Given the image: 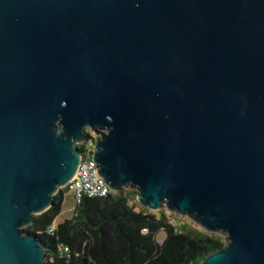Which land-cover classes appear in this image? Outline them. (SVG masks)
Listing matches in <instances>:
<instances>
[{
	"label": "water",
	"instance_id": "1",
	"mask_svg": "<svg viewBox=\"0 0 264 264\" xmlns=\"http://www.w3.org/2000/svg\"><path fill=\"white\" fill-rule=\"evenodd\" d=\"M87 127L112 192L224 235L198 264H264V0H0V264H44Z\"/></svg>",
	"mask_w": 264,
	"mask_h": 264
},
{
	"label": "trees",
	"instance_id": "2",
	"mask_svg": "<svg viewBox=\"0 0 264 264\" xmlns=\"http://www.w3.org/2000/svg\"><path fill=\"white\" fill-rule=\"evenodd\" d=\"M84 136L77 145L81 154L98 139L88 131ZM65 193L67 188H61L51 206L24 227L43 244L44 264H198L225 244L220 234L205 232L185 217L172 221L164 208L150 212L135 202L136 190L122 188L74 202L72 217L54 225ZM159 231L165 233L161 242Z\"/></svg>",
	"mask_w": 264,
	"mask_h": 264
},
{
	"label": "built area",
	"instance_id": "3",
	"mask_svg": "<svg viewBox=\"0 0 264 264\" xmlns=\"http://www.w3.org/2000/svg\"><path fill=\"white\" fill-rule=\"evenodd\" d=\"M93 151L92 143L91 149L81 154L76 172L64 186L76 204L80 203L84 198L103 197L112 192L97 171L96 161L92 158ZM53 229V226H49L47 231L52 232ZM63 252H68V248L64 247Z\"/></svg>",
	"mask_w": 264,
	"mask_h": 264
},
{
	"label": "rangeland",
	"instance_id": "4",
	"mask_svg": "<svg viewBox=\"0 0 264 264\" xmlns=\"http://www.w3.org/2000/svg\"><path fill=\"white\" fill-rule=\"evenodd\" d=\"M85 131H88L92 136L96 137L97 135L90 129V128H85ZM61 189V188H60ZM58 189V191L60 190ZM122 189L124 190H136L134 187H131L129 185H126L124 187H122ZM135 202L136 199H135ZM161 208H165V206H162ZM73 209H74V200L72 199L71 195L69 193H65V196H64V200H63V203H62V208H61V212L60 214L55 218L54 220V225H57L58 223L62 222L63 220L65 219H69L72 217V214H73ZM148 209V208H147ZM149 210V209H148ZM150 212H155V211H152V210H149ZM168 212V211H167ZM169 217L172 221H175V222H179L178 219H176V217H185L187 218L186 216H179L177 215L175 212H169ZM188 219V218H187ZM222 237H224V235L222 234L221 235ZM165 237V233L163 231H159L157 236H156V239L157 241L161 242Z\"/></svg>",
	"mask_w": 264,
	"mask_h": 264
}]
</instances>
